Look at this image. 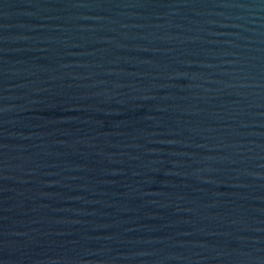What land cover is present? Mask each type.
I'll return each instance as SVG.
<instances>
[{
  "label": "water",
  "instance_id": "95a60500",
  "mask_svg": "<svg viewBox=\"0 0 264 264\" xmlns=\"http://www.w3.org/2000/svg\"><path fill=\"white\" fill-rule=\"evenodd\" d=\"M0 264H264V0H0Z\"/></svg>",
  "mask_w": 264,
  "mask_h": 264
}]
</instances>
